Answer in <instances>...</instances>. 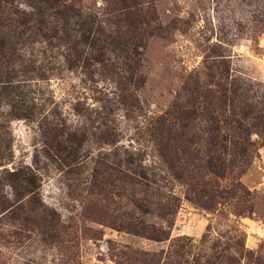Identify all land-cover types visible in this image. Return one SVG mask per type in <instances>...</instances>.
I'll list each match as a JSON object with an SVG mask.
<instances>
[{"label":"rangeland","instance_id":"1","mask_svg":"<svg viewBox=\"0 0 264 264\" xmlns=\"http://www.w3.org/2000/svg\"><path fill=\"white\" fill-rule=\"evenodd\" d=\"M61 1L67 18L49 9L55 0H0V40L11 42L0 54V202L15 206L0 216V264H144L169 242L118 229L138 218L150 234L206 235L232 264H264L261 124L250 163L217 180L249 190L243 206L204 209L188 180L172 179L204 149L206 108L225 127L238 103L247 124L264 110V0H138L129 10L124 0ZM179 111L197 116L175 122ZM134 173L159 180L135 186ZM10 174L38 182L35 207L66 234L34 226L41 216L28 215L30 195L20 199Z\"/></svg>","mask_w":264,"mask_h":264},{"label":"trees","instance_id":"2","mask_svg":"<svg viewBox=\"0 0 264 264\" xmlns=\"http://www.w3.org/2000/svg\"><path fill=\"white\" fill-rule=\"evenodd\" d=\"M60 1L61 0H55V2L53 3L46 2V4L48 5L49 9L55 10L61 17L67 18L66 12L68 11L69 5H64V7H66L65 12V9L61 10L58 8L61 7L59 3ZM39 2H36V6H31L32 9H34L35 13L32 15L33 18L29 21H34V18L40 16L39 6L37 4ZM124 2L128 7L127 10H129L131 7H137V5H139L138 0H124ZM128 4H130V6H128ZM71 10H73L72 7ZM44 11V13L47 12L46 10ZM24 14L29 16L27 12H24ZM42 22L44 21L40 20L38 23L42 24ZM79 25H81L79 32L87 31L86 33H91L92 31H94L92 26L89 27V30H86V23H79ZM143 38H145L144 35ZM8 44L11 45L9 38H6L5 35H3L0 40V54H5L1 47ZM126 45H129V43L127 42ZM224 96V98L226 99V92ZM203 102L207 104L206 101ZM194 103H196L195 105H197L199 102L195 101ZM202 103L199 106H202L204 104ZM237 105L234 106V108L239 107L240 111H236L235 109L233 110L235 118L226 127L225 124L228 123L227 119L225 124H221V120L216 116L214 110L206 108L209 116L210 127H208L209 130L206 132V134L208 135L205 138L206 141L203 144L204 149H199L197 151V154L192 155V157H189L188 159L181 160L180 166L184 164L181 168H177V170L176 168H172V173L175 172L174 174H172V179L178 180L179 182L188 180V186H190V189L188 190L189 195H191L192 199L198 206L204 209L217 210L218 205H221L222 208H227V206L229 207L231 205L232 201H235L240 206H243L246 200L245 194H250V191L243 188L241 184L222 189L217 181L229 178L230 176H232V174L235 173L237 169H245V165L250 163L254 150L256 149L255 143L251 139L252 134L256 131L255 129L259 127L260 124V126L264 127V110H262L260 117L257 119V122L253 121L247 124L245 123V121H248L247 119L249 117L243 110L245 108L243 106H240L239 103ZM192 113L194 117L197 116L192 111H179V115L174 117V119H176L175 122L188 121L190 118H192ZM195 113L197 112L195 111ZM169 121L171 120L169 119ZM189 151L191 152V150ZM197 160H200L202 166L206 169V173H197L191 168L190 164L194 163H198V165L200 166V162H198ZM182 168L183 171L180 172ZM200 174L203 177H206V175H210L212 181L204 182L202 186H199L198 182L195 180V177L200 176ZM134 175L135 177H133L132 183L135 186H143L144 183H146V186H152L154 184H157V181L159 180L157 174H150L151 176H148L147 173H134ZM10 176L13 177L11 180L12 187L16 189V194H20V199L28 194L30 195V202L27 203L28 209H26L28 215L38 214L40 211H42L40 208L35 207L36 199H38V197L36 196L37 189H39L38 182L35 179H18L19 175H16L14 177L13 174H10ZM21 180L24 181L25 184L20 186V184L22 183ZM160 180L162 181V178ZM166 181H170V178L165 177V182ZM17 186L21 187V189H23L24 191H21V189L20 191H17ZM189 195L187 196L190 198ZM171 199L176 198L172 197ZM135 205L139 207L137 202H135ZM14 209V205L8 206L5 204V202H0L1 217H4V215L9 213L15 214ZM20 209H22V212H25V209L23 207L18 208V210ZM39 214L41 216V222H39V224H35L38 222H36V220L33 221L34 226L37 225L40 227L38 230L45 229L46 232L50 231L52 233H57V231L60 230L58 232L59 235H62L63 231L66 234L65 227H63L60 221H58V219L56 218V214H53V216H51L50 218L44 216V211L42 212V214ZM165 215L169 216L173 215V213L167 212ZM14 219L17 218L14 217ZM146 225L147 224L145 222H141L138 218L137 221L134 220L124 223L121 222L118 226V229H120L121 231L127 230L134 235L145 236L148 239L157 242H169L166 248L162 249L161 251L155 253H147V255H145L144 264H232V262L234 261L233 257L224 254L226 249H223L222 252L219 250V248H217V246H215L216 244H214L213 247L207 246L206 235H204L203 239L200 242H196L194 239L186 236L172 239L170 235L166 236L165 232L161 230H158V234H150V228L146 227ZM160 233L161 235H159ZM52 235L53 236L50 239L61 237L58 235L54 237V233Z\"/></svg>","mask_w":264,"mask_h":264}]
</instances>
